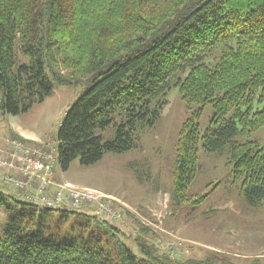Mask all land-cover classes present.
Listing matches in <instances>:
<instances>
[{
    "label": "trees",
    "instance_id": "trees-1",
    "mask_svg": "<svg viewBox=\"0 0 264 264\" xmlns=\"http://www.w3.org/2000/svg\"><path fill=\"white\" fill-rule=\"evenodd\" d=\"M17 50L27 63L18 64ZM177 73L187 75L173 82ZM55 85H87L58 129L63 171L75 160L89 166L136 148L174 87L189 112L176 142L174 206L188 201L200 146L208 154L226 149L247 204L264 203V144L248 139L264 127V0H0L1 111L27 112ZM207 105L213 115L201 134ZM112 125V140L96 134ZM0 187L9 212L0 264H215L172 259L142 237L135 253L116 226L84 212L95 227L87 221L80 233L62 236L58 225L78 211L18 203ZM54 210L58 233L48 234Z\"/></svg>",
    "mask_w": 264,
    "mask_h": 264
},
{
    "label": "rangeland",
    "instance_id": "rangeland-1",
    "mask_svg": "<svg viewBox=\"0 0 264 264\" xmlns=\"http://www.w3.org/2000/svg\"><path fill=\"white\" fill-rule=\"evenodd\" d=\"M17 57L18 64L27 63L18 50ZM186 75L177 73L173 82L178 78L184 79ZM86 87L55 85L52 94L43 102L34 104L27 112L17 116L3 114L0 108V152L5 150L2 156L0 153V161L8 157L9 143L15 139L29 147H44L57 158L61 121ZM212 115L213 108L207 105L199 120L201 134L208 129ZM188 116L178 89L173 87L167 93L159 118L153 127L143 131L136 148L121 154L108 153L89 166L75 160L67 171H63L57 161L53 179L60 185L70 184L110 197L109 208L122 215L120 220L109 223L117 227L119 238L135 253L138 249L134 239L142 237L172 259L208 260L215 264H264V203L258 207L247 204L241 194L240 182L233 181L226 149L208 154L200 146L199 170L188 190V201L178 208L174 206L171 195L176 142L181 125ZM16 131L39 142L27 144V140L19 138ZM96 134L103 140H112L115 128L112 125L98 130ZM248 139L263 145L264 127ZM0 191L4 192V189L0 187ZM11 191L15 201L28 203L17 191ZM205 195L207 198L200 205L191 204ZM15 201L7 199L8 204L19 207ZM77 211L69 214L62 224L58 222L61 216L59 210L49 212L54 224L48 234L58 233L55 223L59 224L62 236L68 232L80 233L83 229L81 225L87 221L93 229L96 221L83 216L82 212L89 215L85 210ZM8 219L9 212L0 205V236ZM101 228L104 229V225Z\"/></svg>",
    "mask_w": 264,
    "mask_h": 264
},
{
    "label": "built area",
    "instance_id": "built-area-1",
    "mask_svg": "<svg viewBox=\"0 0 264 264\" xmlns=\"http://www.w3.org/2000/svg\"><path fill=\"white\" fill-rule=\"evenodd\" d=\"M9 145L8 157L0 161V186L17 191L27 202L40 207L67 211L82 209L108 222L121 219L120 212L109 208L110 197L70 184H57L53 179L57 158L44 147H29L19 139Z\"/></svg>",
    "mask_w": 264,
    "mask_h": 264
},
{
    "label": "crops",
    "instance_id": "crops-1",
    "mask_svg": "<svg viewBox=\"0 0 264 264\" xmlns=\"http://www.w3.org/2000/svg\"><path fill=\"white\" fill-rule=\"evenodd\" d=\"M15 133L17 134V136H18L19 138L24 139V140H27V141H25L27 144L34 145V144H36V142H39V141L36 140L34 137H32V136H28V135H26V134L23 133V132L16 131ZM3 150H4V149H2L1 152H0V153H1V156H2V154L4 153ZM1 156H0V157H1Z\"/></svg>",
    "mask_w": 264,
    "mask_h": 264
}]
</instances>
